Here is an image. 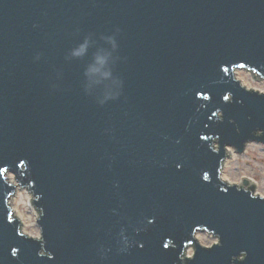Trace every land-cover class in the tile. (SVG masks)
Instances as JSON below:
<instances>
[{
    "label": "water",
    "instance_id": "95a60500",
    "mask_svg": "<svg viewBox=\"0 0 264 264\" xmlns=\"http://www.w3.org/2000/svg\"><path fill=\"white\" fill-rule=\"evenodd\" d=\"M235 69L264 81V0H0V264H264V193L221 177L264 144Z\"/></svg>",
    "mask_w": 264,
    "mask_h": 264
},
{
    "label": "rangeland",
    "instance_id": "374dc122",
    "mask_svg": "<svg viewBox=\"0 0 264 264\" xmlns=\"http://www.w3.org/2000/svg\"><path fill=\"white\" fill-rule=\"evenodd\" d=\"M235 75L249 88L264 91V81L254 79L248 70L237 69ZM229 152L233 156L226 158L223 163L222 179L235 184L242 176L247 175L257 182L260 192L264 193V144L253 141L242 152L238 153L231 147H229ZM8 177L13 178V175H8ZM33 199L34 196L27 188L19 187L11 198V206L16 207L22 213L24 231L30 234L38 233L40 237L41 231L37 222L39 211L34 206ZM197 236L207 245L216 241V238L207 232H198ZM193 251L194 247L189 246L188 254L193 253Z\"/></svg>",
    "mask_w": 264,
    "mask_h": 264
},
{
    "label": "clouds",
    "instance_id": "9594fccd",
    "mask_svg": "<svg viewBox=\"0 0 264 264\" xmlns=\"http://www.w3.org/2000/svg\"><path fill=\"white\" fill-rule=\"evenodd\" d=\"M81 51H83V48L81 49ZM76 54L79 55V53H76ZM206 98H207V97H206ZM228 98H229V97H228L227 95L224 97L225 100H227ZM204 179H205V180L208 179V175H207V174L204 175ZM35 235H37V238H39V235H38V234H35ZM15 254H16V250L13 249V255H15ZM37 255H38V256H41V257L45 255L44 245H43V244H42V246H41V251L38 252ZM191 255H192V253H189V256H191ZM49 258H51V256H50Z\"/></svg>",
    "mask_w": 264,
    "mask_h": 264
},
{
    "label": "bare ground",
    "instance_id": "6f19581e",
    "mask_svg": "<svg viewBox=\"0 0 264 264\" xmlns=\"http://www.w3.org/2000/svg\"><path fill=\"white\" fill-rule=\"evenodd\" d=\"M237 69H235V71H236ZM15 209H16V212H17V214L19 215V217H20V219H21V221H23V216H22V213L15 207ZM35 234H38V233H34V234H31L33 237H35V238H37V235H35Z\"/></svg>",
    "mask_w": 264,
    "mask_h": 264
}]
</instances>
